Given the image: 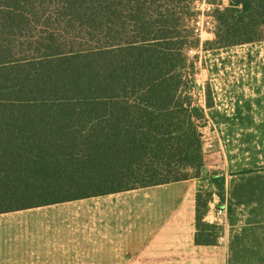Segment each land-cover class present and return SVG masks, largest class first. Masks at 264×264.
<instances>
[{
  "label": "trees",
  "instance_id": "1",
  "mask_svg": "<svg viewBox=\"0 0 264 264\" xmlns=\"http://www.w3.org/2000/svg\"><path fill=\"white\" fill-rule=\"evenodd\" d=\"M193 1L0 0V213L199 176L212 105L207 92L196 102L190 77ZM213 16L204 45L264 37V0ZM229 171L245 176L231 201L264 196L262 165ZM224 181L209 177L220 200ZM210 201L195 194L196 243L216 231Z\"/></svg>",
  "mask_w": 264,
  "mask_h": 264
},
{
  "label": "crops",
  "instance_id": "2",
  "mask_svg": "<svg viewBox=\"0 0 264 264\" xmlns=\"http://www.w3.org/2000/svg\"><path fill=\"white\" fill-rule=\"evenodd\" d=\"M186 180L22 209L37 210L32 221L43 222L40 230L55 244L23 249L19 264L36 260L38 264H93L98 258L106 260L103 264H144L164 255L174 261L175 255H183L180 260H196V253L208 247L218 250L225 264H233L238 242L248 251H264V196L258 201H231L225 176L223 198L214 194L219 201L216 208L225 210V218L215 215L216 199L209 202L204 217L209 223L216 220V241L196 243L195 198L177 185ZM235 210L239 218L233 215ZM174 211H182L183 217L174 218ZM158 215L165 220L158 221Z\"/></svg>",
  "mask_w": 264,
  "mask_h": 264
},
{
  "label": "rangeland",
  "instance_id": "3",
  "mask_svg": "<svg viewBox=\"0 0 264 264\" xmlns=\"http://www.w3.org/2000/svg\"><path fill=\"white\" fill-rule=\"evenodd\" d=\"M205 1L217 7L218 0ZM190 7L191 19H197L201 12L206 15L204 10L206 6L202 5L200 0H194ZM204 18L199 17L203 20ZM189 24H191L190 20ZM192 38L198 41L195 51L187 56L188 63L192 64L190 77H193L194 98L203 105L204 93L207 92L212 107L209 109L205 107L207 123L202 128L204 166L198 177L182 181L177 185L182 186V190L189 198L190 196L195 198V194L199 193L202 200L216 199V202H213L216 208L219 201L214 194L216 189L220 191V188L209 182L210 176L224 173L229 183L233 180L236 184L237 180L245 176L238 173L236 176L230 175L229 167L233 172L254 164L264 167V37L258 41L237 43L221 48L204 45L205 41L213 39V34L202 32ZM210 111L213 112L214 119L232 124L229 127L224 124H214L209 115ZM260 174L264 175L263 172ZM252 186L256 185L253 183ZM239 190L243 192L242 188ZM242 192L236 200L244 198L241 197L245 195ZM244 199L256 198L249 196ZM186 211L183 212L188 218L189 212ZM33 213H37V210L0 213V264L22 263L23 249L55 244V241L45 238L46 235L40 230L43 222L32 221ZM238 213L235 210L233 215L239 218ZM182 214V211H174L173 217L182 218ZM210 219L212 220V216ZM157 220L165 219L158 215ZM205 221L208 222L207 219ZM215 222L216 220H212L211 223ZM201 233L203 235L201 240L215 243L218 232L214 227ZM190 254L194 256V252ZM196 255L198 256L196 260H180L183 255H175V261L164 255L159 260L144 264H225L223 255L214 247H208L204 253L198 255L197 252ZM93 261V264L106 262L99 258ZM35 262L37 263L34 264H38L40 261ZM233 264H264V251H248L241 242H238L237 257Z\"/></svg>",
  "mask_w": 264,
  "mask_h": 264
},
{
  "label": "built area",
  "instance_id": "4",
  "mask_svg": "<svg viewBox=\"0 0 264 264\" xmlns=\"http://www.w3.org/2000/svg\"><path fill=\"white\" fill-rule=\"evenodd\" d=\"M200 2L202 5L206 6L204 8V10L206 11V15L204 16L203 12H201V15H199L197 19L191 20V26L194 28V32L196 34H200L202 32L212 34V31L214 29V24H215L214 16H213V9L215 8V6L213 4H209L205 0H200ZM229 2L230 0H218V4H216V6L221 8V7L226 6ZM200 16L205 17L204 20L199 19ZM215 215L216 217L220 219H224L225 210L219 207L215 210Z\"/></svg>",
  "mask_w": 264,
  "mask_h": 264
}]
</instances>
